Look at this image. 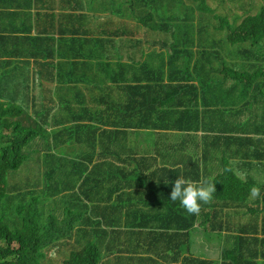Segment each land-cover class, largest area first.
I'll return each mask as SVG.
<instances>
[{"label":"trees","instance_id":"obj_1","mask_svg":"<svg viewBox=\"0 0 264 264\" xmlns=\"http://www.w3.org/2000/svg\"><path fill=\"white\" fill-rule=\"evenodd\" d=\"M11 1L0 0V7ZM117 1L123 0H111L107 7L94 9L85 0H58L60 9H68L65 14L73 26L59 29L54 51L47 54V49H41L38 57H29L18 53L15 45V56L25 59L21 63L26 79L12 90L0 91V264H104L106 244H117L107 259L114 257L123 264H177L199 242L194 234L197 230L207 240L224 242L233 231V219H238V204L249 196L252 186L259 187L264 196V179L254 183L250 181L253 174L244 169L245 152L263 153L264 135L255 138L243 133L246 129L254 132L244 115L264 111V0H227L224 25L223 13L212 6L214 0L195 4V23L183 15L182 0H173L169 17H154L143 9L160 8L171 0H137L142 10L132 6L136 0H124L128 5L113 11ZM92 27L99 34L88 39L90 50L71 56L76 63L46 69L86 70L95 60L91 50L98 48L99 52L111 44V91L106 89L108 80H96L97 76L79 81L65 77L64 82L51 83L55 79L43 76L45 67L60 66L51 59L67 49L65 44L75 38L77 29ZM134 51L151 70L135 79L118 67ZM178 79L180 85H176ZM227 85L224 97L210 96ZM173 95L179 96L177 101H170ZM71 96L74 105L63 108L67 114L61 115V122L81 127L84 141L94 145L86 153L94 163L82 166L80 160H72L81 169L64 177L62 186L69 188L65 190L54 182H59L64 166L63 147L80 130L59 127L61 122L55 125L45 116L56 101ZM205 99L201 114L194 116L200 113L199 101ZM248 99L251 101L246 103ZM221 103L225 107L218 109ZM96 108L98 117L88 118L91 124L81 123ZM257 126L264 132V124ZM157 127L164 131L157 134L154 146L148 142L150 133L143 144L138 129ZM34 130L40 134L38 147L31 139ZM172 130L180 131L184 138L179 140ZM170 146V152L164 154ZM70 148L82 152L76 146ZM150 150L167 155L151 177L145 176L143 163L157 161L142 156ZM34 152L40 158L36 174L24 178L21 166L26 155ZM172 153L175 156L168 157ZM171 169L175 180L179 176L193 181L205 177L216 184L212 202L205 204L214 210L212 218L193 228L189 241L168 253H146L124 261L126 229L137 222L146 225L147 208L167 204L172 213L180 212L178 201L167 202L152 183L161 171L169 174ZM11 171L19 173L14 183L9 182ZM260 172L264 174V169ZM72 191L65 204L56 200ZM205 205L201 203L199 215L189 214L188 220L200 221ZM51 209L59 210L64 219H59L57 211L47 215ZM261 254L264 257V250ZM255 255L242 248L227 257L239 264H259ZM190 261L199 262L195 257Z\"/></svg>","mask_w":264,"mask_h":264},{"label":"crops","instance_id":"obj_2","mask_svg":"<svg viewBox=\"0 0 264 264\" xmlns=\"http://www.w3.org/2000/svg\"><path fill=\"white\" fill-rule=\"evenodd\" d=\"M58 0H13L11 2L5 3L0 7V91H9L14 89L18 83L25 80V74L23 72V63L22 60L15 56V45H18V53L26 55L29 57H38L41 49H47V54H50L54 51L55 38L57 37L58 31L64 25H72V19L68 18L65 12H68V9H60L57 6ZM70 3L71 0H66ZM88 2L91 8L94 9H103L111 4V0H85ZM111 29V27H110ZM99 34L95 27L88 29H77V35L75 38L65 44L67 49L61 54L57 55L51 60H56L60 63V66L52 67L46 66L44 69L43 76H51L55 81L54 82H64L65 77H69L74 81L94 78L97 76L96 80L106 79L109 87H106L107 90L111 91V44L105 46L101 51H97L98 48L91 50L95 54V60L88 66V69H80L78 71H59V70H50L46 68H65L72 63H76L71 56H77L84 54L85 51L89 49L88 39L94 35ZM36 63V61L30 58ZM142 63L146 61L139 57L137 52H130L126 57V60L123 64L118 65L122 69L123 74L129 73L133 79L138 75L143 76L146 71L140 67ZM37 64V63H36ZM44 68V67H43ZM41 67L37 64V70ZM43 76H40L43 78ZM42 82V80H41ZM46 83V82H45ZM50 83V84H51ZM229 85V84H228ZM228 85L225 88H219L221 97L225 96L224 91L227 89ZM239 91V90H238ZM254 97H251L253 101ZM248 99L246 103L251 101ZM245 103V104H246ZM55 108L51 106V109L54 112L53 122H61V115L67 114V111L64 110V107L68 105H74L72 96L65 100H58L55 103ZM254 106V105H253ZM244 111H242L243 113ZM99 109L96 110L87 116L85 121H90V117H98ZM243 119L249 123L257 135L253 136L255 138L260 134L257 124H264V111L262 110H252L247 115H244ZM257 130V131H256ZM264 140V139H263ZM61 142V141H60ZM254 142V141H253ZM175 156V154H170L168 157ZM244 169L246 172L253 174V177L250 181L255 183L256 179L263 178L264 174L260 171L264 169V148L262 154H252L245 152V161ZM163 164H143L145 169L150 167H161ZM169 177L174 178L173 170H170ZM249 181V182H250ZM163 199H166L164 192L161 189L156 190ZM249 197V196H248ZM250 199V198H249ZM252 200V199H251ZM147 214H149V221L146 225H166L169 215L173 213L169 210V205H161L157 209L147 208ZM137 225H140L138 222L126 229L127 241L125 244V250L131 254L138 255L139 252L143 250L142 245L146 244L148 238H145V233L142 231H137L131 229ZM233 231L224 239V242L221 241L217 243H212L215 238H209L210 242L205 243L202 247H197L194 243L189 253L184 258L183 262H177V264H227L235 263L239 264L233 259H229L227 256L232 254L229 253L233 250H240L242 248H249L251 252H258L261 250L260 244L254 242H234L232 239ZM189 235L183 237L181 240L168 244L163 253H168L180 243H186L189 241ZM200 241L199 237H196ZM117 247V244L114 245ZM217 247L219 251L218 262H191V257L202 256L204 258L213 259V253L211 249ZM160 248V247H159ZM143 252V251H142ZM215 254V253H214ZM257 258V256L255 255ZM130 258V257H129ZM128 258V259H129ZM127 259V260H128ZM258 259V258H257ZM259 264H264V261L258 259ZM229 261V262H228ZM104 264H123L117 260L106 259Z\"/></svg>","mask_w":264,"mask_h":264},{"label":"clouds","instance_id":"obj_3","mask_svg":"<svg viewBox=\"0 0 264 264\" xmlns=\"http://www.w3.org/2000/svg\"><path fill=\"white\" fill-rule=\"evenodd\" d=\"M30 1V0H29ZM182 8L184 9L183 15H185V17H187V21L189 20V22L191 23H195L197 22V16H196V12L194 9V6L197 2L200 1H213V0H182ZM217 1L214 4H212L213 7H215L216 9L220 10L223 13V17H222V22L221 25L225 24V16H224V10L226 7V3L227 0H214ZM123 1H117L115 5L112 6L113 11L125 7L128 4H124ZM141 6L140 3H137V0L132 4V6L135 9H140L139 6ZM171 5H174L172 0L169 1L165 6L160 7V8H155V9H150V8H144L143 10L148 11L149 13H151L152 16L154 17H162L161 15V10L165 7H170ZM142 10V9H141ZM199 32V31H198ZM50 61V60H49ZM140 67L142 69H144L146 72H150L151 70L149 68H147L146 63H142L140 65ZM145 82H142L141 84H144ZM180 85V81L179 79L176 82V85ZM136 85V83H135ZM5 92V91H3ZM213 93H217L218 95H220V91L219 88L214 90L210 96ZM209 96V97H210ZM179 96H175L173 95V100L171 99L170 101H177ZM208 98V96L206 97V99ZM221 98V96L218 98V100ZM203 102L202 100L199 101L198 104V109L200 110V113H194V116H198L201 114L202 112V105L205 104L206 102ZM216 99H213L214 103L216 101H218ZM195 102H192L191 106L194 105ZM207 106L209 108H212L213 106L207 103ZM225 107V104L221 103V105L218 107V109H222ZM181 111H188L191 109L190 108H180ZM217 109V110H218ZM54 116V112L51 109L49 114H46L45 118L50 122L56 125L57 122H53L51 121L53 119ZM92 118H95L92 116ZM90 120V119H89ZM93 121H85L83 120L81 123H86V124H91ZM67 123V124H66ZM72 123H68V122H61L58 123L59 127H66L67 129L73 127V128H78L80 131L79 133L76 135L74 134V136L70 139V142H68L64 147L63 150L64 151V157H65V162H64V166H61V170H60V174H59V182H54L56 184H59V188L61 189H65L68 190L69 188H66L64 186H62V181L64 179L65 176L67 175H71L74 174L75 172H77L79 169H81V165L80 164H76V163H71L72 160H77V161H81L82 166L84 164H89V163H94L93 159L91 156L86 155V153L88 151H91V147L94 146L93 143L91 142V140H86L84 141L83 137H84V132L81 129V127H76L75 125H69ZM158 128V127H157ZM74 131V130H73ZM140 136H142V143H146V135L149 134L148 131H155L157 134H159V132L164 131L163 128H158V129H138ZM173 133H175L176 135L181 133L180 131L177 130H172ZM201 134V132H199ZM34 135L32 136V143L33 145H37L40 142V134H37V131L34 130ZM182 134V133H181ZM262 134V131L260 130V134ZM252 136V135H251ZM77 144H83V146L77 145ZM175 144V143H174ZM32 145V147H33ZM70 145L76 146L78 148H80L82 150V152H77L74 151L73 149L70 148ZM31 146V145H30ZM172 146V145H171ZM164 153V154H168L170 152V148ZM79 153V154H77ZM100 153V151H99ZM84 154V157H81ZM142 156H146L149 158H154L157 162L155 161H149V162H144L143 164H152V163H156L159 164L161 163V161L165 160L167 158L166 156L163 155H157L155 153H150V151H146L142 154ZM156 167H150L148 169H145V176L149 175L151 177V175L153 174V172L155 171ZM173 170V169H171ZM225 170H230L229 168L226 167ZM171 172V171H170ZM175 182H173V180ZM169 177V174L165 171H161L158 174V177L154 180H152L153 185L155 186V190L161 189L165 196H166V200L167 202L169 201H178L179 203V207H180V212L178 213H173L172 215H169V219L167 220V224L166 225H155L153 226L151 225H137L131 229H135L137 231H142L145 233V238H148V240L146 241L145 245H142L143 248V252H139V256L138 255H134L131 254V256H129L128 251H126L124 249V261L127 259H132L133 257L136 258H140L142 257L144 254L149 253L151 251V249L158 245L155 249L158 250L159 246H162V243L166 240V239H170V244L171 243H175L179 240H181L183 237L189 235L190 236V232L193 228L195 227H200L204 221H209L212 216H213V212L214 210L212 208H209L208 206H206L205 204L211 203L213 200V195L214 193H216L217 189H216V184L212 183L208 178L205 177H201L198 181H193L190 179H185L183 176H179V178H177L175 180V177L172 178ZM57 186L53 188V191H56ZM73 195V191L69 192V193H65L60 195V197H58V200L60 203L65 204L67 199L69 198V196ZM250 198V199H249ZM258 198H264V196H262L261 193V189L259 187L256 186H252L249 189V197H246L244 199H242L240 201V203L238 204L237 207V212H239L238 215V219L235 220V218L233 219L235 224H234V228H233V233H232V239L234 242H254L256 244H260V248L261 250L258 252H252L254 255L256 254L257 258L262 261H264V257L261 254V252L264 250V201L259 200ZM252 199V200H251ZM201 203H203L206 207V210L203 214H201L198 219L200 221H193V220H188L189 218V214L190 215H199L200 211H201ZM170 207V206H169ZM58 212V216L59 219L62 220L64 219L61 215V213L59 212V210H48L46 212V214H50L52 212ZM186 211V213L183 215V217L179 220V222H176L175 220L184 212ZM188 214L187 217H185ZM185 217V218H184ZM195 236L199 237L200 241L196 244V246L198 247H202L205 243H209L210 240H207L205 238V234H200V230H197L194 232ZM209 236L210 234L207 233ZM218 241L215 239L213 240L212 243H217ZM105 249H106V253L103 256L102 262L105 263V260L112 254V252L116 249L114 247V245L111 247L110 245H105ZM218 249L217 247H213L211 249L212 253H213V259L214 261L218 262V260H215L214 258L218 259L219 256V251L216 250ZM236 252V250H233L229 253H234ZM215 253V254H214ZM199 262L205 260H209V258H204L202 256H196L195 257ZM111 260H114V257L111 258Z\"/></svg>","mask_w":264,"mask_h":264},{"label":"rangeland","instance_id":"obj_4","mask_svg":"<svg viewBox=\"0 0 264 264\" xmlns=\"http://www.w3.org/2000/svg\"><path fill=\"white\" fill-rule=\"evenodd\" d=\"M173 2V0H172ZM139 8L141 9L142 6L138 5ZM174 7V5H171L170 7H165L161 10V15L162 16H165V17H169V15L171 14V10L172 8ZM239 25H236L234 26L235 28H237ZM248 131H245L243 133H246L244 135H252V136H256L257 134L255 132H251L249 131V129H246ZM148 133L152 134V138L150 139V143L155 144V140L157 138V133L155 131H148ZM242 133V134H243ZM200 135V133H198ZM261 135H264V132L262 131V134ZM177 138L180 140V139H183L184 138V135L179 133L177 134ZM181 142V141H180ZM196 142V141H195ZM197 143V142H196ZM192 144V143H191ZM29 147H32V146H29ZM150 153H153L151 150H150ZM212 153V152H211ZM36 155V152L32 153V154H29V155H26L25 157V160L21 166V169H20V173L22 172L23 175H24V178H27V177H31V176H35L36 172H35V167L38 168L39 164L37 165V163L39 162V159L38 157H35ZM18 175L19 173H16L14 171H11L10 172V175H9V182L10 183H14L17 179H18ZM170 244V239H166L163 243H162V246H159L160 248L158 250H156L155 248L158 246H154L151 251L148 253V254H156V253H160V252H163L165 250V248L167 247V245Z\"/></svg>","mask_w":264,"mask_h":264}]
</instances>
